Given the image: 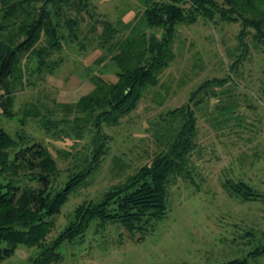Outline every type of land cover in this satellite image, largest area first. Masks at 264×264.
<instances>
[{"label":"rangeland","instance_id":"rangeland-1","mask_svg":"<svg viewBox=\"0 0 264 264\" xmlns=\"http://www.w3.org/2000/svg\"><path fill=\"white\" fill-rule=\"evenodd\" d=\"M93 3L97 13L117 28L143 9L139 0ZM84 19L78 39L63 43L62 50L51 56L62 59L53 73L39 76L33 63L26 65L23 87L15 93V113L31 102L50 108L53 100L73 104L93 89L95 78L116 80L112 53L100 45L102 26L96 23L92 28ZM122 29L120 33L127 34ZM239 30V22L219 17L176 25L172 60L159 71L157 84L143 91L134 110L116 125L103 124L102 131L110 137L107 155L55 216L47 240L68 223L76 205L98 201L106 190L150 163L171 133L172 120L165 113L187 102L200 87L205 92L196 109L197 146L190 155L191 169L172 178L166 212L140 228L108 223L92 236L86 233L82 240L61 247V261L52 264H223L245 258L264 243V45L247 36V55L232 72ZM147 31L161 36L160 28ZM226 76L231 81L224 86L215 81ZM219 105L226 106L221 109L225 113ZM0 127L15 135L16 116L6 118L0 109ZM90 129L75 139L44 133L29 119L24 130L47 147L65 180L79 159L82 166L91 155ZM228 179L247 183L259 195L241 199L225 187ZM35 255L36 247L19 245L1 264H36ZM244 260L241 264H264V255Z\"/></svg>","mask_w":264,"mask_h":264},{"label":"trees","instance_id":"trees-1","mask_svg":"<svg viewBox=\"0 0 264 264\" xmlns=\"http://www.w3.org/2000/svg\"><path fill=\"white\" fill-rule=\"evenodd\" d=\"M139 1L143 9L134 20L120 22L128 31L121 34L120 27L97 13L93 0H0V109L6 118L16 116L19 125L15 135L0 127V264L19 245L36 247L33 263H57L62 259L61 247L82 240L86 233L92 236L108 223L140 228L166 212L171 181L191 169L190 155L197 146L196 109L203 104L200 94L205 92L200 87L187 102L165 113L172 120L171 133L150 163L106 190L98 201L76 205L68 223L47 240L55 216L107 155L110 137L102 131L103 124L116 125L134 110L143 91L157 84L159 71L172 60L176 25L193 24L199 17L239 22V53L230 64L234 73L247 55V36L264 45V0ZM84 17L92 28L96 23L102 26L100 45L112 53L116 80L95 78L93 89L73 104L53 100L50 108L31 102L15 113V93L23 87L26 65L33 63V72L39 76L53 73L62 59L51 56L62 50L63 43L78 39ZM153 27L161 29L160 37L148 34ZM215 81L224 86L231 76ZM226 106L219 105L221 113ZM29 119L44 133L75 139H82L90 127L94 146L86 163L81 166L75 157L79 162L62 180L47 147L24 130ZM224 185L243 200L259 195L243 181L228 179ZM259 254L264 255V243L245 258L223 264H241Z\"/></svg>","mask_w":264,"mask_h":264}]
</instances>
